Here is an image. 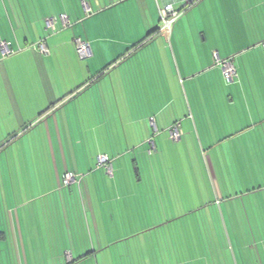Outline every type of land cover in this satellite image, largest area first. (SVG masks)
<instances>
[{
	"label": "crops",
	"instance_id": "obj_1",
	"mask_svg": "<svg viewBox=\"0 0 264 264\" xmlns=\"http://www.w3.org/2000/svg\"><path fill=\"white\" fill-rule=\"evenodd\" d=\"M77 1L92 9L84 19ZM165 3L182 10L170 35L159 31ZM72 9L83 22L73 39ZM62 14L70 28H62ZM77 37L89 42L90 58L76 71L85 81L72 83ZM262 39L264 0H0V264H141L139 248L158 245L162 260L150 252V264L202 263L203 256L264 264V207L256 226L253 204H234L232 189L244 183L246 196L264 194ZM227 58L237 71L228 83L218 62ZM210 122L220 132L213 145H228L227 167L258 177L225 178L214 153L212 179L167 178L168 139L148 143L151 127L179 123L186 134ZM108 138L122 150L126 141L122 155L131 159L102 149ZM95 149L116 175L95 163ZM68 172L76 178L65 186ZM208 226L211 242L203 237ZM190 234L202 238L194 257L185 252Z\"/></svg>",
	"mask_w": 264,
	"mask_h": 264
},
{
	"label": "rangeland",
	"instance_id": "obj_2",
	"mask_svg": "<svg viewBox=\"0 0 264 264\" xmlns=\"http://www.w3.org/2000/svg\"><path fill=\"white\" fill-rule=\"evenodd\" d=\"M72 3H76V0H72ZM77 5L80 6V10L82 13V18H86V10L82 4V1H77ZM76 11V10H75ZM86 12V13H85ZM182 14V13H181ZM180 14V16H181ZM78 15H76V12H73L72 9V39L74 38V32H73V28H77L78 26H82L83 22L80 21V23L78 22ZM71 26H69L70 28ZM79 28V27H78ZM70 29V30H71ZM50 30V29H49ZM51 32H54L52 29L50 30ZM165 33V32H164ZM168 34V33H166ZM172 34V33H170ZM168 34V35H170ZM75 42V41H74ZM76 45V42H75ZM77 49V47H76ZM3 49L0 50V52ZM90 57L87 56L85 58H81L79 54H76L75 57L73 56L72 53V83H75L76 81H85V75H82V78H79L78 74H76V71H84V66H86V61L89 59ZM57 60L56 58H54L53 64H56ZM224 76V75H223ZM224 81L226 83H228L225 78ZM188 115V114H187ZM222 120H219V122H221ZM175 123V122H174ZM206 124V123H205ZM216 124H218V122H216ZM173 125V124H172ZM210 125H213L212 122H210ZM181 127V126H180ZM214 127H210L209 130L206 131H202V132H184V130H182V136L179 140H174L171 137L170 134V127L169 129L165 130L164 127L162 128H156L155 126L151 127V136L148 140L149 141H155V139L157 138V142L159 144H161V141H165V137H167V142L165 141V146L166 149L163 150L162 154H161V159L164 163V165L161 166L162 170L164 171L165 175L167 176V178H170L173 180V182L176 181H180L181 179H185L186 183L187 180L188 182H190L192 185L194 183H197V181L199 180V182L201 180H203L205 177L207 178L209 176L210 179H212V170H213V161H212V156L213 154H217L220 157V163L221 165L224 167V169L222 170V172L224 173L225 178H227V175L229 176V174L231 175V177L234 178L237 177L238 181H241L244 178H249V176H251L252 178L258 177L257 174V170H240L237 168L231 169L228 168V162H227V156H228V145L227 144H221V146L217 145H213L214 142H216V139L219 137V133L220 132H215L217 129ZM35 130H32L30 132H34ZM111 133V132H109ZM222 134L224 132H221ZM121 134V132H119V135ZM218 135V136H217ZM170 138V139H169ZM123 140V137H122ZM112 139L108 138V142L107 143H102V149H105V145L108 146V149H113L115 151L118 152H114L116 157H125L126 159H131V153H126L124 155H122L123 151H126L128 149L127 147V142L125 141L124 147L122 150L121 147H112L113 143L111 142ZM124 141V140H123ZM132 141V139H131ZM169 141V142H168ZM134 142L132 141L131 143L129 142L130 149H132V151L135 149L133 147ZM210 144V145H209ZM118 145H120L118 143ZM150 145V144H148ZM148 145H146L148 147ZM112 147V148H111ZM149 148H151L149 146ZM95 150H93L94 153H92L91 155H93V159L95 161V163L97 162V165L99 167L104 168L105 173L107 176L109 177H113L114 175H116L117 170L114 167H112V172L108 173L106 163L101 162L99 157L101 155H106V154H99L98 152H95ZM205 154H207V156H205ZM109 157V156H108ZM158 159V158H157ZM157 163L161 164V162L157 161ZM166 167V168H164ZM211 169V171H210ZM142 172L144 171L143 169H141ZM143 174V173H142ZM118 175V174H117ZM64 181V180H63ZM65 184V183H64ZM190 184L191 188L192 185ZM67 186V184L65 185ZM257 185H254L253 187H255ZM203 188L205 190L206 186L203 185ZM234 192H237L239 194L238 199L234 201V204L241 206L244 205V202L249 204V207L252 206V210L254 213L252 214V217L255 220V225L257 226V222L260 223V216H258V212H261V207H264V202L261 200L262 198H264V194L263 193H249L248 196H246L247 194L245 193V189H247V186L242 183V185H240V183L237 184V186H233L232 187ZM264 189V188H263ZM252 190V189H251ZM250 192H253L251 191ZM258 190V189H257ZM115 191L112 190V188L109 187V191H107V193H109V195H112ZM244 194V196H243ZM243 196V197H241ZM240 197V198H239ZM252 199V200H251ZM176 202H174L175 204ZM252 203V204H251ZM184 207L185 208H189L191 203L189 202H183ZM186 205V206H185ZM194 205V204H193ZM111 207V206H110ZM193 207V206H192ZM254 207V208H253ZM121 209V207H120ZM259 209V210H258ZM188 217L184 218V220H186ZM259 220V221H258ZM191 231V229L189 230ZM159 232V231H158ZM182 232V231H179ZM205 233H208V237L207 239L211 242V238L212 235L211 234V227L208 226L205 228L204 232H203V237H204V241L206 242L207 239L205 236ZM156 234V233H154ZM159 235V234H158ZM181 235L180 233L176 234V236ZM245 235L248 237L249 233H245ZM148 236H150V234L145 235L146 239L148 240ZM144 238V237H143ZM161 238V237H160ZM162 241V239H161ZM164 241V240H163ZM184 241V240H183ZM216 241V240H215ZM134 242V239L131 240V242L129 243L130 245ZM193 242H195L197 245L195 247V249L193 248ZM200 242H202V238H196L195 240L192 238L191 234L187 240V245H186V250L185 252H187L188 257H194L197 251V249H199L201 247ZM216 245H217V241H216ZM189 246V248L187 247ZM155 251H152L151 249L149 250V248L145 247V248H139V251L141 252V255L146 258V259H140L141 260V264H145V262L147 264H150V252L155 254L156 256H159V259L157 261H161L162 258H160V255L164 254V246L162 245H158L155 247ZM188 248V249H187ZM205 250V249H204ZM178 251V249H177ZM205 251H208L207 249ZM6 253V252H5ZM160 253V255H159ZM6 255V254H5ZM8 259L10 262H14V258L12 257V255L10 253H7ZM12 257V258H11ZM207 257V256H206ZM206 257L203 256V262L201 263L200 261L197 262V260H193V261H189V264H212L214 261H216L217 257H208L207 259H205ZM131 260V259H130ZM222 260L227 263L228 262V258L222 254ZM159 262H157V264H159ZM131 262L127 261V259H125V263L124 264H129ZM13 264V263H12ZM90 264V262L88 263Z\"/></svg>",
	"mask_w": 264,
	"mask_h": 264
},
{
	"label": "built area",
	"instance_id": "obj_3",
	"mask_svg": "<svg viewBox=\"0 0 264 264\" xmlns=\"http://www.w3.org/2000/svg\"><path fill=\"white\" fill-rule=\"evenodd\" d=\"M196 1V0H195ZM193 3V2H192ZM84 8L87 12V14H91L92 9L90 8L89 4L86 2H83ZM182 13V10H178L174 7L172 3H165L162 7L159 9V15H160V26L159 31H163L165 33L170 34L172 32V27L174 25V22L178 19L180 14ZM61 20V26L62 28L67 27L70 25V19L67 15L62 14L60 15ZM47 27L51 28L53 31H56L59 29L57 26V20L55 17H50L47 19ZM77 52L80 55L81 58H85L89 56V49L90 44L87 40L77 37L75 39ZM2 48H5L6 43L1 42ZM40 52L41 53H47L48 47L44 40H41L39 42ZM218 62L221 63L223 67V75L227 82H232L237 77V71L236 67L233 64L232 58H227L224 60H219ZM231 70V71H230ZM170 134L171 137L174 140H179L182 136V129L180 127L179 123L174 124L170 127ZM101 162L106 163L108 172H112V164L110 163V159L107 155H101L99 157ZM76 178V174L73 172H68L65 174L64 182L66 184H70L73 182Z\"/></svg>",
	"mask_w": 264,
	"mask_h": 264
},
{
	"label": "trees",
	"instance_id": "obj_4",
	"mask_svg": "<svg viewBox=\"0 0 264 264\" xmlns=\"http://www.w3.org/2000/svg\"><path fill=\"white\" fill-rule=\"evenodd\" d=\"M157 30H154L150 35H152V34H154L155 32H156ZM149 37V35L148 36H146V38L145 39H147ZM142 40L141 42H139L138 44H135L134 46H132V48L131 49H134V48H136L138 45H140L141 43H143L144 41H146V40ZM109 159H110V157H109ZM111 160V159H110Z\"/></svg>",
	"mask_w": 264,
	"mask_h": 264
},
{
	"label": "snow or ice",
	"instance_id": "obj_5",
	"mask_svg": "<svg viewBox=\"0 0 264 264\" xmlns=\"http://www.w3.org/2000/svg\"><path fill=\"white\" fill-rule=\"evenodd\" d=\"M260 43H262V44H264V39H262L261 41H260ZM2 54H4L3 52H0V55H2ZM231 71V70H230ZM6 147V146H5ZM250 244H252V243H254V241H250L249 242Z\"/></svg>",
	"mask_w": 264,
	"mask_h": 264
},
{
	"label": "water",
	"instance_id": "obj_6",
	"mask_svg": "<svg viewBox=\"0 0 264 264\" xmlns=\"http://www.w3.org/2000/svg\"><path fill=\"white\" fill-rule=\"evenodd\" d=\"M189 3H192V2H194L195 0H187Z\"/></svg>",
	"mask_w": 264,
	"mask_h": 264
}]
</instances>
